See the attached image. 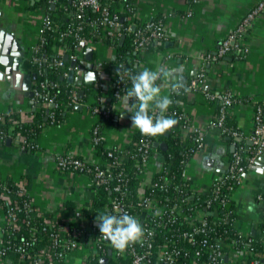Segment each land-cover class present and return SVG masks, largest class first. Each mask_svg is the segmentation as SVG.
<instances>
[{"label":"crops","instance_id":"0c3cea01","mask_svg":"<svg viewBox=\"0 0 264 264\" xmlns=\"http://www.w3.org/2000/svg\"><path fill=\"white\" fill-rule=\"evenodd\" d=\"M257 1L134 0L130 18L139 23L150 18L158 19L166 36L161 45L141 53L138 61L140 71L144 68L155 70L164 65L178 70L174 71V76L184 84L201 72L202 91H227L231 94L233 101L227 115L241 134L238 141H243L240 150L243 158H247L251 149L249 135L253 127V109L241 98L255 101L264 96V5L241 38V43L248 49L243 58L226 55L219 60L205 62L202 56L214 53L222 38ZM32 5L31 0H0V29L13 34L24 48L34 43L43 12ZM111 55L113 49L100 43L95 44L91 54L90 63L95 69L96 80L103 84L101 97L104 99H108L111 93L112 74L101 62ZM19 69L22 73L30 72L27 61L21 63ZM81 73L76 72L77 75ZM157 83L162 86L161 95H167L170 91L167 84L164 81ZM30 104V98L21 89L9 85L0 66V112L13 109L19 121L27 124L33 116ZM111 110L113 116L103 126L101 138L104 147L121 149L131 142L137 129L132 128V113L124 112L120 98L112 103ZM181 110L187 122L182 136L187 131L196 130L202 137V145L191 154L184 167V177L192 189L203 192L227 171L236 146L227 134L212 125L215 105L203 99L199 92H188L181 102ZM94 122V116L80 106L69 111L61 124L40 131L33 150L23 148L14 139L8 138L6 142V138L0 142V180L7 179L23 187L42 215L56 217L63 224L76 222L78 211L86 208L92 200L95 187L86 174L56 170L54 158L59 153L69 152L89 163H100V157L91 144L90 128ZM258 156L264 159V153ZM256 158L240 174L231 192L232 225L242 236L261 239L264 244V236L258 227L263 208L255 199L258 194L264 195V160L256 161ZM161 164V151L154 148L143 165L141 185L150 182ZM66 203L72 207H66ZM1 211L2 203L0 215Z\"/></svg>","mask_w":264,"mask_h":264},{"label":"built area","instance_id":"2783aa9c","mask_svg":"<svg viewBox=\"0 0 264 264\" xmlns=\"http://www.w3.org/2000/svg\"><path fill=\"white\" fill-rule=\"evenodd\" d=\"M33 1L35 2L38 0ZM44 1L48 4V10H50L54 15L65 14V12H67V6L64 5L61 0ZM69 3L73 8V10H70L72 11L70 12V20L59 30L58 37H70L75 43L72 44V47L70 48H56L51 61L52 64L60 66L62 61L58 55H61L62 52L65 51H67V53L65 52L67 58L75 60L73 67H70L69 65L66 70L61 73L62 78L67 76L69 70L73 71V75H77L76 72L80 71L77 66L84 64V59L81 63H77V59L80 58V54L82 53V56L84 57L83 50L85 47H89L92 50L94 49L95 44H86V42L82 39V35L86 27L99 29L110 38H117L120 35V24L118 22L116 10L110 12L107 7L102 6L98 0H69ZM51 4L52 8L50 9L49 5ZM263 5L264 2L262 0H259L251 5L250 8H248V10H246V12L236 22L233 29L222 38L216 51L214 53L204 54L202 59L205 62H212L219 60L221 57L228 54L243 58L248 49L243 43H241V38L253 18L263 9ZM86 9L95 12L96 16L92 18L86 17L84 14V10ZM48 10L46 12H42L39 25L36 29L34 43L27 48L26 54L29 53V55H27L26 61L28 64L31 61H38V58L34 56V54L43 44L45 32L53 29L54 27V15L49 13ZM134 36L133 46L135 50L143 49L150 40L157 42L164 41L166 39L160 20L152 18L140 22L134 32ZM76 42H79V46L76 45ZM81 42L84 43V47L80 46ZM201 78L202 73L199 72L195 74L185 86L190 89L189 92H199L203 99L216 104V113L214 115L212 125L217 127L222 133H229L234 141H238L241 139V134L224 127V117L232 104L231 94L227 91H202L200 86ZM53 87L54 84H47L43 80H40L37 82L35 87L30 88L33 95L38 96L41 107L45 108L46 111L50 106L55 105L53 102L54 96L51 93ZM117 90L118 89L116 88L111 92L115 95V97L119 96ZM69 98L70 102H68V104H78L76 101L77 92L75 87L69 90ZM261 99L262 106L258 105L256 110L252 113L253 127L249 135L251 143L249 155L247 158H243L240 151L236 150L232 153L228 161L227 171L223 173L220 178H216L206 191H203V193L208 194L205 201L206 207L211 204V201L216 200L218 206L224 208L226 201L230 199V194H224V187L225 189L229 188L228 185L224 186L225 180H234L238 182L240 174L244 171L246 166L250 164L256 156L264 153V121H262V115L264 114V96ZM84 107L92 116H94L95 122L100 115H108V111H100L95 106H89L88 103H85ZM47 117L50 122L53 121V112L47 111ZM177 118H184L183 113L181 112ZM1 119L2 112H0V121ZM185 120L186 119L184 118V121ZM8 121L9 128L6 131L0 128V141L10 138L19 143L25 144V135L21 133L20 129H14L15 126L20 123L19 119L9 117ZM192 132L194 133L193 138L185 148V155L188 156L184 157V154H182L183 158L179 161V163L184 164V167L191 154L202 145V137L196 132V130H192ZM99 134H101V132H99ZM90 136L91 142L95 143L98 139V131L95 123L90 128ZM150 142V137L147 136L141 135L138 139L134 156L135 158L137 157L136 160H140V165H144L150 154L148 152ZM33 146L34 144L29 145V147ZM107 156H110L109 152L107 153ZM115 162V159L112 158V161L106 164L105 167H100L97 163H89L83 158L74 157V155L69 152L59 153L54 158L56 170L60 172L90 174L92 184L96 186L107 185L109 169L113 166V164H115ZM166 169L167 167H164L161 164V167L157 172H160L161 170H165L166 172ZM16 187L17 189L15 190V195L18 199H12L5 186H0V200L2 203V211L0 215V264H7L4 262L7 253L16 254L19 259H22L25 262L27 261L28 264H85L86 251L88 253L89 251L92 253L98 251L103 252L101 244H97L95 241L92 244L90 242L87 244V247L91 250H84L85 252L83 251L80 254L78 261L75 256L72 255L74 250H81L83 247L82 237L85 229L89 227V225H87V221L90 218H96V215L90 212L88 208H83L78 211V219L76 222L63 224L60 223L56 217L44 216L38 210H34L32 200L26 194L23 187L20 185H16ZM118 187V185H113L111 188L113 191H117ZM158 187L160 190L165 191L167 185L163 182H159ZM188 188L192 192H197L189 185ZM255 199L258 202H261L264 211V195L258 194ZM136 205L140 206L143 211L148 214L144 216V220H146L144 228L145 236L142 242L129 245L124 252L108 250L109 254L112 255V262L109 264H182L178 261L179 258L185 260V264H223V258L224 264H235L237 259H241V263H244V258L247 255L245 246L240 243L242 246L237 250L232 249L229 250V254H225L222 250L223 242L218 238L210 239L208 234L210 231L209 228L206 226L204 219L199 216L197 210L192 206H188L186 209L191 211V218L196 219L198 224L189 226L188 230H183L178 234V236H176L178 238H185L188 246L183 247L176 244L175 238L173 240V235H171L170 238L161 245V247L157 250H152L151 235L153 234V227L172 226L178 220L180 203L171 202L170 204L162 205L157 211L158 215L155 214L156 211L154 205L151 203V200L147 197H143V194H140ZM109 208L111 212L118 215H122L125 212L132 215V213H130L128 209L124 207V204L116 197H113L110 200ZM32 218L39 220L40 227L36 229L30 228L28 230V237H25L20 242L12 243L10 238L14 239L16 236L15 233L21 231L23 227H27ZM262 221L264 222V215L262 216ZM96 223L97 221L95 220L94 224L98 225V223ZM146 225L148 226L146 227ZM261 228L262 229H260V231L262 232L264 227ZM41 232L46 234L47 242L39 248L33 250L32 245L37 237V234ZM8 233L9 235H6ZM3 235L6 237L9 236V238L3 240ZM97 235L96 239L99 240L101 233L98 232ZM195 235H199L200 239H196ZM96 248L100 250H96ZM203 254L205 255V259L201 262L195 260ZM117 257H120V259L117 260ZM105 264H107V257ZM248 264H264V253L258 257H251Z\"/></svg>","mask_w":264,"mask_h":264},{"label":"trees","instance_id":"16d2710c","mask_svg":"<svg viewBox=\"0 0 264 264\" xmlns=\"http://www.w3.org/2000/svg\"><path fill=\"white\" fill-rule=\"evenodd\" d=\"M61 1L64 5L67 6V12H65V14L54 15L50 10H48V4L45 3L44 0L35 1L31 6L41 8L45 12L48 10L49 13L54 15L53 18L55 19L53 29L45 32L43 44L34 54V56L38 58V61H31L28 64L30 72L34 73V79L31 82V88L35 87L37 82L40 80H43L47 84H54L51 93L54 96L53 102L55 103V105L50 106L47 110L53 112V121H49L46 109L41 107L40 99L38 98V96L33 95V92L31 91L32 94L29 98L31 101L30 106L32 107V121L27 124L20 122L14 128L21 130V133L25 135L26 142L25 144H22L16 141V143H18L23 148L33 150L36 147L35 138L40 131H42L46 127L57 126L61 124L67 113L71 111L75 105H77L68 104V102H70L69 90L75 87L76 92H78L79 90L82 91V96L78 97L77 95L76 98V101L80 106H84L85 103H88L89 106H95L100 111H108L107 116L100 115L96 122H94L98 131V139L95 143L91 142V144L95 153L100 157L101 160L100 163H97L98 166L105 167L106 164L112 161V158H114L116 161L115 164H113V166L109 169V178L107 180V185H94V196L89 205L86 207L90 212L94 213L96 216L101 213L118 215L111 212L109 208L110 200L113 197H116L124 204V207H126L128 211L132 213V216L136 217L141 222L143 228H145L146 220H144V216L148 214H146L140 206L136 205L140 194H143V197H147L151 200V203L154 205L156 211L155 214H157V211L162 205L170 204L171 202H177L180 203V213L178 215V220L170 227H153V234L151 235L152 250H157L159 247H161V245L164 244L171 235H173V240L175 238L176 244L183 247L188 246L185 238H178L176 236H178L181 231L188 230L189 226L198 224L196 219L191 218V211L186 209L188 206H192L197 210L199 216L204 219L206 226L209 228L210 231L208 232V234L210 239L218 238L223 242L222 250L225 254H229V250H237L242 245L245 246L247 255L244 258V263H241V259H237L235 261V264H248L251 257H258L262 255L264 253V244L261 239L242 236L233 227L232 222L234 220V214L232 210L231 199H228L226 201L224 208L219 207L216 200L211 201V204L206 207L205 201L208 197V194L203 192H192L188 188L187 180L184 177V164L179 163V161L181 158H183L182 154H184V157L188 156L185 155V148L192 140L194 133L192 131H187V133L182 136V132L185 131V127L187 126L186 120L184 121L185 115L181 110V102L186 98V94L183 93V90H181L180 95L171 93V91H169V93L167 94L173 100V103L167 110L166 115L176 120V124L174 125V127L169 130L164 136L150 137L151 142L149 144V153L154 150V147H152V142L162 141L166 144L165 150L161 151L162 165L164 167H167L166 172L165 170L155 172L152 175L150 182L146 185L141 186L140 174L142 173L143 165H140V160H136L137 157L135 158L134 156L138 139L141 136L138 130H136V132L134 133L131 142L125 147L121 149H118L116 147H104L103 140L99 132L102 131L103 126L113 116L111 110L112 103L116 99H118L119 96H122L126 92L127 87H131L130 81L127 79V76L124 77V82L120 81L119 77L117 76L116 68L120 65H123L125 69L129 70L130 68V71L132 73H138L140 71L138 67V61L140 59L141 53L148 51L158 45H161L164 42H155L154 40H150L143 49H134V32L139 24V22H137L135 18H132V20H130L134 10V0H98L100 4L102 6H106L110 12L116 10L118 22L120 24V35L117 38H110L99 29L88 27L84 29V33L82 35V39L86 42V44L100 43L110 46L113 49V56L111 55L101 62V65L106 68L109 73L112 74L110 76L109 84L110 91L112 92L117 88V91L119 93L118 97H115L113 93H110L108 99H104L101 97L103 84L99 80H95L91 85H87L84 83L76 84L73 82H67L64 78L61 77V73L65 71L66 68L70 65L69 58H66L65 60L62 58L64 53H67V51L62 52L61 55H58V57L62 61V64L60 66H56L51 63L56 48H70L72 47V44L75 43L70 37H58L59 30L65 25V23L70 20V12H72L70 10H73V8L70 6L69 0ZM84 14L89 18L96 16V13L89 9L84 10ZM76 45L79 46V42H76ZM82 61L83 56L81 53L80 58L77 59V63L79 64ZM241 99L243 102L250 103L252 105L253 111L256 110L258 105L262 106V99H258L255 101H252L249 98L245 97ZM214 105L216 113V104L214 103ZM181 112L183 113L184 118L179 119L177 118V116ZM9 117L13 119L17 118L16 111L10 109L2 112L0 128L5 131L9 128ZM262 121H264V114L262 115ZM224 127L237 132V129L234 127L233 123H230L227 114L224 117ZM224 134H227L233 140L229 133L224 132ZM30 144H34V146L29 147ZM242 144L243 141L241 140L234 141V146H236L235 148L237 151L241 150ZM108 152L110 153V156H107ZM74 157L81 158L77 155H74ZM86 175L91 179L90 174ZM159 182H163L167 185L165 191L159 189ZM236 184V181L226 179L224 186L228 185L229 188L225 189L224 187V194L231 195V192L236 187ZM113 185L119 186L117 191L112 190L111 187ZM0 186H5V188L9 191V195L12 199H18V197L15 195V190L17 189V187L14 182H11L7 179L0 180ZM66 207L71 208L72 205L70 203H66ZM33 208L34 210L36 209L34 205ZM263 215L264 213L262 214V216ZM262 216L260 217V221L258 224L259 229H262L261 227H264ZM95 220L96 218H90L87 221V225H89V227L85 229L84 235L82 237L83 247L81 248V250H91L87 247V244H89V242L92 244L96 241L97 244H101V246L103 247V252L98 251L92 253L89 251L88 253L87 251H84L86 254L85 264H100L99 259L100 257L104 256L107 257V264H109L112 262V255H110L109 253L107 254V251L115 249L112 247L111 243L108 240L104 239L102 236L99 238V240L96 239L98 236L97 233L100 231L98 225L94 224ZM147 226L148 225H146V227ZM39 227V220L36 218H32L29 221L27 227H23L21 231L16 232L15 238H10V240L12 243L20 242L22 239L29 236L28 230L30 228L36 229ZM6 235H9V233ZM262 235L264 236V230H262ZM7 238H9V236L6 237L5 235H3V240ZM195 238L200 239V236L195 235ZM45 242H47L46 234H43L42 232L38 233L32 245V249L35 250L39 248ZM240 243H242V245H240ZM96 250L100 249L96 248ZM118 259H120V257H117V260ZM203 259H205L204 254L199 256L195 260L201 262ZM178 261L182 264H185V260L181 258H179ZM4 262L7 264H28L27 261L25 262L24 260L19 259L18 256L14 253H7Z\"/></svg>","mask_w":264,"mask_h":264},{"label":"clouds","instance_id":"9594fccd","mask_svg":"<svg viewBox=\"0 0 264 264\" xmlns=\"http://www.w3.org/2000/svg\"><path fill=\"white\" fill-rule=\"evenodd\" d=\"M174 71L164 65L155 70L144 68L138 73H132L123 65L116 68L117 76L124 82V77L130 81L131 87L119 96L124 112L132 113V128L147 137L164 136L176 124V120L167 116L166 112L173 100L169 95H161L162 86L157 81H164L171 93L187 94L190 89L174 76ZM123 118V114H121ZM101 236L108 240L118 252H124L129 245L142 242L145 229L141 222L127 212L122 215L101 213L96 216Z\"/></svg>","mask_w":264,"mask_h":264},{"label":"water","instance_id":"95a60500","mask_svg":"<svg viewBox=\"0 0 264 264\" xmlns=\"http://www.w3.org/2000/svg\"><path fill=\"white\" fill-rule=\"evenodd\" d=\"M31 0V4L34 1ZM49 8H52V4L49 5ZM81 47H84V43H80ZM27 48L22 47L20 42L9 32H5L0 29V66L3 67V73L5 75L6 81L10 86L14 88L21 89L23 94L27 97H30L31 92V82L34 79V73H22L19 69L21 63L26 62L25 55ZM92 49L85 47L83 50L84 60L88 62L87 64L78 65L77 68L82 72L80 75H73V71L69 70L67 76L64 78L67 82H73L76 84L84 83L91 85L96 80L95 69L92 67L91 61ZM65 60L67 58L66 54L62 56ZM113 58V57H112ZM75 60H70V67H73ZM78 97L82 96V91L77 92ZM79 104L75 105L74 108L78 109ZM9 139H6L8 142ZM152 147L158 148L160 151H164L166 144L162 141L152 142ZM264 160L262 156H258L256 161ZM97 224V223H96ZM109 251H107V254ZM100 264L106 263V257H101L99 259ZM224 264V258H223ZM226 264V263H225Z\"/></svg>","mask_w":264,"mask_h":264},{"label":"rangeland","instance_id":"374dc122","mask_svg":"<svg viewBox=\"0 0 264 264\" xmlns=\"http://www.w3.org/2000/svg\"><path fill=\"white\" fill-rule=\"evenodd\" d=\"M42 15V14H41ZM41 15H40V18H41ZM39 21H40V19H39ZM23 45H26L25 43V41H23ZM28 44V43H27ZM28 55H29V53H28ZM84 250H74L73 252H72V255L73 256H75V258H76V260L78 261V258H79V256H80V254L83 252Z\"/></svg>","mask_w":264,"mask_h":264}]
</instances>
